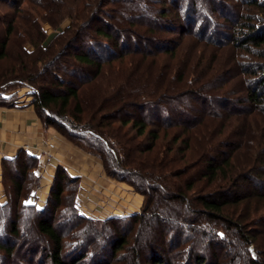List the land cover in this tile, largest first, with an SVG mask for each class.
Segmentation results:
<instances>
[{
  "label": "rangeland",
  "instance_id": "1",
  "mask_svg": "<svg viewBox=\"0 0 264 264\" xmlns=\"http://www.w3.org/2000/svg\"><path fill=\"white\" fill-rule=\"evenodd\" d=\"M133 1L138 3L142 0L128 2L132 3ZM193 1V10L190 7V16H187L189 19L184 21L185 13H182V8L186 9L187 5H190L188 4L189 0H148L149 10L146 16L136 15L141 20L138 25L129 20L132 12L126 10V8L128 9V5L125 6L127 2L124 4L121 0H105L104 2H100V0H1L0 42L6 34L9 21H13L15 24V33L12 35L5 56L0 58V69H12L22 57L36 55V53L44 51L48 48L46 46L49 43L54 45L58 36L59 39L62 36H70L69 32H66L65 35L62 34L63 29L69 27L70 24L71 28L74 26L76 30L71 35L73 38L81 33L80 38L73 42L79 48L83 47L85 41L88 42L95 37L94 30L100 26L114 28L113 31H117L118 35L124 34L122 43L127 42V49L134 50L133 48L137 45L138 50L157 52L162 45V47L167 46L174 49L173 51L179 57L176 60L167 55L161 61L158 71L161 70L166 76H159V78L167 85L169 92L163 94L164 97L160 96V100L163 101L161 105L165 109V112L162 111V113L164 112L163 114L179 124L168 129L169 133L165 141L162 136L157 140L158 148L164 150L163 143L172 138V134H170L172 129L179 130L182 127L180 125L190 116L193 120V130L198 132L195 139L203 140V143L213 140L212 154L214 156H226L231 152V160L234 166H237L238 172L251 167L264 169L262 164L264 154V86L262 85L264 81V45L247 42L244 37L245 32L252 25H255L258 31L264 29V7L254 4L252 2L254 0ZM11 3H15V5H11ZM161 8H169L173 10L174 14L170 13L167 17H162ZM142 12H145V9H142ZM180 14H182V18ZM16 16L23 19L19 20ZM174 18H177V22L179 20V25L174 24ZM17 20L19 22H16ZM182 21L184 24L180 23ZM176 26H182L179 27L182 29H172ZM183 28L188 30L183 31ZM25 39L27 41H24ZM66 40L67 44L70 38L68 37ZM37 42L38 44L34 45ZM139 42L141 44L138 45ZM55 48L58 47L55 45ZM122 52L126 53L119 48H111L113 59L110 61L111 63H106L105 69V71L110 70V74H106L100 80V83H104V90L106 89V93L103 94V97L106 98L103 107H100L102 98H93L98 91V86H91L99 80L100 76L91 75V81L79 87L81 96L84 95L85 98L83 101L85 116L92 114L100 117L106 116V121L102 125L106 134L110 127H121L117 117L126 115L122 108L124 104L117 101V93H115L122 90L121 85L125 79L123 71L140 73V70L144 68L136 67L138 57L134 55L133 57L136 59H131L128 55L130 52L124 57ZM106 56L109 60L108 53ZM71 60L73 58L70 55H61L57 63L47 67V71L43 74V78L46 80H42L41 84H48L46 81L52 80L54 74L69 80V77L63 76L65 73L63 69L69 66ZM131 61L132 65L128 64ZM44 65V62H39V69L45 70ZM146 67L149 71L154 70L156 73L155 66ZM82 68H86L84 72H96V67L83 65ZM119 71L122 73L119 74ZM175 74L176 79L180 75L183 76V79L180 82L179 79L175 82ZM133 76L130 78L131 82L137 84ZM172 76H174V80ZM16 78L10 77L0 82V96L9 97L5 104H14L17 100L26 98L25 96L28 95L32 98L30 93H33V87L29 84L23 86L21 84L16 87L19 84ZM70 78L74 79V77ZM0 80L4 79L0 78ZM33 85L37 84L33 83ZM176 85L180 89L176 90ZM132 90L136 89L132 87ZM123 92L126 94L125 89ZM254 92L258 94L259 100L251 99V93ZM127 111L130 115L135 116L138 112L135 107L127 108ZM178 111H182L183 115L185 113L188 116L178 117L180 116L177 114ZM139 114L141 113L139 112ZM43 115L47 114L43 113ZM55 124L75 146L87 152L85 145L88 140L70 136L67 131L71 128L69 122L62 120L59 125ZM131 124L132 122L123 127V130L128 131V136L146 143L144 135L138 136L137 128L131 127ZM163 131L162 129V135ZM107 140L114 142L112 137ZM182 140L176 142L178 149ZM197 144H199L198 152L196 146L191 156H189L190 151L187 150L189 151L188 157L183 158L177 164V169L185 170L184 168L189 167L187 174H191L190 176L195 179L200 175L198 165L202 155L200 143ZM90 154L98 157L103 163L99 155ZM191 157H193L192 163L188 164ZM60 166H57L54 176ZM105 173L106 179L117 181L122 187L131 191V194L127 192L125 196L120 192L119 196H115L116 202L113 200L105 202L102 199L104 202L98 204L92 211L87 208L88 204L92 205L94 202L90 201L89 196L87 204L86 202L83 204L80 199L76 200L75 198L78 218L73 217L72 209L69 207L74 202V195L77 196L78 188H75L79 187V184L70 185L67 180H63L65 187L62 194L63 202L56 207L51 193L57 178L49 180L46 189L40 182V178L35 179L32 176L27 178L25 186L31 183V188L28 190V194L24 192L26 195L24 194V197L20 198L19 204L26 202V204H34L36 209L46 208L55 211L52 224L58 226L62 232L61 253L63 257H68L67 259L80 258L76 264H154L149 261V255L154 250L156 253L166 252L167 264L168 261L169 264H196L198 256L207 260L209 264H264V198H252L248 203H246L247 201L243 202L239 211L244 214L250 211V217L242 221L240 229L236 225L222 228L220 223L215 224V221L208 220L207 215L201 210V204L197 201L196 196L199 191L202 190L201 193H203L206 190L200 189L196 191L198 193L189 191L188 194H192L189 202L172 197L170 192L167 193L164 190L159 193V196L158 193L156 194L151 208L152 211L153 209L154 211L158 209L163 211L162 223L157 225L153 218H150L151 213L149 214V212L142 221L139 217L134 218L135 213L142 214L147 196L134 190L127 181L108 174L107 170ZM259 181L258 183L253 181V184L257 186L258 190L264 191V185L261 186L263 182ZM202 183L199 181L198 188H201ZM2 186L3 191L0 193V244H3L7 250L3 247L0 248V264H53L50 258V253L53 251L52 241L38 230L37 214L34 213V210L21 209L20 207V212L17 214L19 215V226L16 233L18 235H13L15 232L10 221L8 222L2 215L7 213V209L1 207L2 204L9 201L12 193L6 184H2ZM202 188H205L204 185ZM37 189L38 191H35ZM172 190L175 192V188ZM133 191L137 192L136 197L139 200L137 203L129 200L133 196ZM38 196L40 197L38 198ZM97 196L99 197L98 194ZM127 200H129L128 203ZM120 203L124 208L123 213L111 215L114 214L113 212L117 210ZM161 204L163 207H160ZM246 206L249 207L246 208ZM107 209H110L112 213L106 214ZM10 210L14 211V208ZM187 214L189 216H184ZM118 215L119 217L123 215L130 217L119 221ZM109 218H113V221H110ZM112 226L114 229H111ZM126 233H128L126 245L116 250L111 237L114 235L125 237ZM9 248L12 251L8 254Z\"/></svg>",
  "mask_w": 264,
  "mask_h": 264
},
{
  "label": "trees",
  "instance_id": "2",
  "mask_svg": "<svg viewBox=\"0 0 264 264\" xmlns=\"http://www.w3.org/2000/svg\"><path fill=\"white\" fill-rule=\"evenodd\" d=\"M104 1L105 0H100V2ZM121 1H123L124 4L127 2L125 6L128 5V9L126 7L124 8L132 12L129 16V20L132 21V23L140 25L141 20H139L136 15L143 14L146 16L147 11L149 10L147 3L148 0H142L138 3H135L134 1L132 3L128 2H131L132 0ZM252 2L257 6L264 7V0H254ZM188 4L191 6L187 5L186 9L182 8V13H185V18H183L184 21L189 19L187 16H190L189 10L191 8V10H193L194 1L191 0L190 2L189 0ZM11 5H15V3H11ZM142 9H145V12H142ZM170 13H173V10H170L169 8L160 9L162 17H167ZM179 13L180 11L178 14ZM180 16L182 18V14H180ZM16 17H18L19 20L23 19L19 16ZM174 19V24L177 23V25H179V20L177 22V18ZM184 21L180 23L184 24ZM16 22L19 21L17 20ZM70 25L62 31V34L64 35L66 32H69L70 36H62L60 39L58 36V40L54 45L49 43L46 46L48 48L44 51H40L39 53H36V55L33 54L22 57L12 69L1 68L0 78L4 80H0V82H3L10 77H17L16 80L19 84H17L16 87H19L21 84L22 86L27 84L32 86L33 93L30 94L33 96L31 102L47 124L58 123L59 125L62 120L69 122L71 126L70 129H67L69 135L86 139V141L88 140L85 145L87 152L94 153L102 158L103 166L108 174L120 180L127 181L132 185L134 190L147 196L145 204L143 205L142 214L135 213L134 218L139 217L140 221H142L149 212V214L151 213L150 218H153L155 224L159 225L162 223L161 217H163V211L161 209H158L157 211H154L153 209L152 211L151 209L157 193L159 196L161 191L166 190L167 193H171L172 197L181 198L189 202V199L192 198V194H188L189 191L196 192L200 189H204L206 191L203 193H201L202 190H200L199 193L196 192L198 193L196 198L201 204V210L207 215L208 220L215 221V224L220 223V227L222 228H229L231 225H236L237 228L240 229L242 226L241 223H243L242 221H245L250 217V211L246 214L239 211V208L243 206V202L245 203L247 201L246 203H248L252 198H264V191L258 190L257 186L253 184V181L258 183V180H260L259 182H263L261 186L264 185V169H253V167L249 166L251 167L250 169L238 172L237 166H234L231 160V152L230 154H226V156H214L212 154L213 140H207V142L203 143V140L195 139L198 132L193 130V120L190 116L189 119L180 125V127L182 126L180 128L181 130L172 129L170 132L172 138H170L168 142L163 143L162 147L164 150L158 148L157 140L162 136L165 141L169 133L168 129L179 124L174 122L175 120L172 121L171 117L168 118L166 114H163L165 109L162 108L161 104L163 101L160 100V96L162 97L163 94L169 92V88H167V85L160 80L159 76L164 77L166 75H164L161 70L158 71V68L161 66V61H163L167 55L176 60H178L177 57H179V55L175 54V51H173L174 49L168 48L167 46L162 47L163 45L159 47V44H157L159 47L157 52L152 50H138L137 45L133 48L134 50L127 49V42L124 41L122 43V36H124V34H119V36L117 31H113L114 28L106 26L95 28V37L91 38L88 42L85 41L83 47L79 48L76 47L73 42L75 39L80 38L81 33L73 38L71 35L76 30L74 26L71 28ZM75 27L77 26L75 25ZM179 27L182 26H176V28L172 29H182ZM14 29L15 24H13V21H9L6 34L0 42V58L4 57L6 54L9 42L12 39L13 33H15ZM172 29L169 30L175 31ZM187 30V28H183V31ZM68 37L70 40L69 43L66 44V39ZM244 37L247 39V42H255L257 45H264V29H259L258 31L255 25L250 26L248 31L245 32ZM124 39L127 38L124 37ZM24 41L27 40L25 39ZM31 43H33V41ZM35 44H38V42L34 43V45ZM139 44H141V42H139L138 45ZM55 45L58 48H55ZM112 47L126 51V53L122 52L124 57L129 52L130 54L128 55H130L131 59L135 60L136 57H138L136 67L138 69L144 68L140 70V73L124 72L120 69L125 74V79L123 85H121L122 90L119 92L116 91L115 93H117V101H119L120 104H124L122 108L125 110L124 113L126 115L117 117L120 121L121 127H110V130H107L108 133L106 134V131H104L102 127L106 121V116L100 117L95 114L85 116L83 108V101L85 98L83 97L84 95L81 96L79 87L84 83L90 82L91 75L100 76L99 80L91 85L93 87L98 86V91L94 94L93 98H102L100 107L105 105L106 98L103 97V94L106 93V89L104 90V83H100V80L103 79V76H106V74H110V70L105 71V69L106 63H111L110 61L113 59V55H111ZM106 53H108V56L110 57L109 60L107 59ZM29 54L32 53L29 52ZM61 55H70L71 58H73L69 63V66L63 69L65 71L63 76L69 77V80L54 74L52 80L46 81L48 84H41L43 83L42 80H46L43 78V74L47 71V67L57 63V61L60 60ZM134 55L136 57H133ZM39 62H44L45 70L39 69ZM145 62H148L149 64ZM129 63L132 65V61L128 62V64ZM83 65L85 67H96V72H84V69L86 68H82ZM146 66H155L157 68H155L156 73L154 70L149 71ZM151 69L153 68L151 67ZM121 71H119V74L122 73ZM132 76L139 85L131 82L130 78ZM70 77H74V79L72 80ZM173 77L174 76H172V79L174 80ZM178 77L179 78L176 79L175 74V82L178 79L179 82L183 79L182 75ZM23 81H26V83H23ZM33 83H36L37 85L34 86ZM262 85L264 86V81ZM132 87L136 90H132ZM124 89L126 90V94L123 92ZM178 89H180L179 86H177L176 90ZM8 99L9 97L6 98L4 95L0 96V104H5ZM251 99L253 101L259 100L258 94L256 92L251 93ZM131 107L137 109L138 112L136 116L128 113L127 108L130 109ZM162 111L164 112L162 113ZM139 112L141 114H139ZM43 113L47 115L44 116ZM177 114L180 115H177L178 117H184V115H186V117L188 116L185 113L183 115L182 111H178ZM130 122H132L131 127L137 128L138 136L144 135L146 143H144V140V142L137 141L134 137L128 136V131L123 130V127ZM162 129L164 130L163 135ZM110 137L114 139V142L107 140V138L110 139ZM180 139L183 140L178 149L176 142ZM197 143H200L202 155L198 165L200 175L195 179V177L190 176L191 174H187V170L190 169L189 167L184 168L185 170L177 169V164L182 161L183 158L188 157L187 153L189 151V156H191L195 151V146L198 152L199 144ZM153 150L156 151L148 154L145 153ZM191 159H193V157L189 159L188 164L192 163ZM37 161V157L34 154H30L26 151H20L13 157L6 158L3 161V185L6 184V186H8V190L12 193V197H10L6 204L1 205V207L3 206L7 209V213L2 215L8 220V222L10 221L12 229L15 232L13 235H18L16 234L19 226V215L17 214L20 212V207L21 209L34 210V213L37 214L36 225L38 230L42 234L47 235L52 241L53 251L50 253V258L53 264H76L80 258L73 257L67 259L68 257H63L61 253L63 235L58 226L52 224L55 211L47 210L46 208L36 209L34 204H26V202H21V205L19 204L20 198L24 197V194H28V190L31 188V183L25 186L27 178L32 176L35 179H39L35 173ZM262 164L264 165V154ZM53 179H56V183H54L55 185L51 194L55 200V206L57 207V205L59 206L61 202H63L62 194L65 187L62 181L67 180L70 185H78V178L70 175L65 167L60 166ZM261 179L263 180L261 181ZM199 181L203 182L201 188H198ZM203 185L205 188H202ZM77 188L78 187L76 186L75 189ZM173 188H175V192L172 190ZM73 200L74 202L71 203L72 205L69 208L72 209L73 217L78 218L79 213L76 212L75 208V195ZM160 207H163V204H161ZM248 207L246 206V208ZM13 208L14 211L10 210ZM175 213L178 215L177 212ZM13 214L14 216H12ZM184 216L189 215L187 214ZM127 217L129 218L130 216L128 215L124 217L123 215L119 217L118 215L117 219L123 221L128 219ZM109 220L113 221V218H109ZM111 229H114V227L112 226ZM127 235L128 233H126L125 237L115 235L111 237L116 250L126 245L128 239ZM2 247L7 250L3 244H0V248ZM11 251L12 250L9 248V251H7L8 254ZM165 254L166 252L164 251L156 253L153 250L149 255V261H152L154 264H167ZM196 264L209 263L207 260L198 256Z\"/></svg>",
  "mask_w": 264,
  "mask_h": 264
},
{
  "label": "crops",
  "instance_id": "3",
  "mask_svg": "<svg viewBox=\"0 0 264 264\" xmlns=\"http://www.w3.org/2000/svg\"><path fill=\"white\" fill-rule=\"evenodd\" d=\"M25 97L14 104H0V193L3 191V161L20 151H26L37 157L35 173L45 189L59 165L65 167L70 175L78 178L79 187L75 198L87 204L89 196L90 201H94L87 207L91 211L104 202L102 199L105 202L107 200L116 202L115 196L120 192L125 196L127 192L131 194V191L117 181L106 179L101 160L75 146L55 124H47L31 102V96ZM40 151L49 152L50 158L40 156ZM136 193L133 191L132 198L128 194L129 200L134 203L139 201ZM105 205L107 206L106 203ZM123 209L120 203L118 211L111 214L110 209H107L106 214H122Z\"/></svg>",
  "mask_w": 264,
  "mask_h": 264
},
{
  "label": "built area",
  "instance_id": "4",
  "mask_svg": "<svg viewBox=\"0 0 264 264\" xmlns=\"http://www.w3.org/2000/svg\"><path fill=\"white\" fill-rule=\"evenodd\" d=\"M25 96V95H24ZM33 96V95H32ZM21 99H23V98H21ZM21 99H19L20 101H21ZM18 101V100H17ZM43 156V157H47V156H50V153L49 152H46V151H40V156ZM35 191H38V190H35ZM38 193V192H37ZM40 196H38V198H39ZM34 200H36L35 198H34Z\"/></svg>",
  "mask_w": 264,
  "mask_h": 264
}]
</instances>
